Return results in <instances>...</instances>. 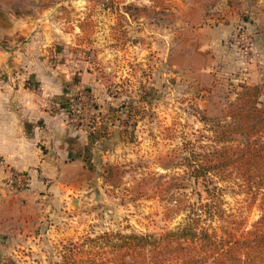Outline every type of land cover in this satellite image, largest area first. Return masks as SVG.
Here are the masks:
<instances>
[{
	"label": "rangeland",
	"instance_id": "obj_1",
	"mask_svg": "<svg viewBox=\"0 0 264 264\" xmlns=\"http://www.w3.org/2000/svg\"><path fill=\"white\" fill-rule=\"evenodd\" d=\"M11 2L13 10L26 15L55 8L52 16L57 27L71 33L75 44L71 57L88 61L84 64L87 73H95L100 80L108 78L110 84L104 83L109 90L126 98L122 108L128 115L126 124H132L138 111L134 100H128L135 96L149 105H145L146 111L169 112V128L163 124L161 131L170 139L158 154L148 152L146 157L134 158V193L129 188H107L93 200L87 196L81 208L71 205L43 220L32 221L27 234L10 231L0 240V264H15L14 260L17 264L55 263L62 258L64 244L72 242L85 256L90 251L85 237L103 230L160 235L181 224L189 203L208 201L203 185L187 180L191 170L186 166V157H193L214 144L209 124L201 117L220 116L225 103L235 99L234 89L240 83L264 87V63L262 67L251 63L254 67L248 68L237 59L247 56L244 44L247 41L242 42V31H264V0H95L88 5L70 0ZM179 2H185L192 14L180 15ZM126 5H132L129 11ZM224 23L229 31H206L202 39L210 35L215 42L202 47L201 24L220 28ZM77 27H82V32H75ZM234 30L241 33L235 36ZM152 31L161 34L163 31L164 36L154 35ZM183 35L187 38V62L186 67L180 68L172 61V50L183 43ZM237 38L240 40L235 43ZM166 43L170 47L168 53ZM179 55L177 52L176 57ZM77 79L85 80L83 75H77ZM156 97L159 101L153 102ZM81 98L82 104L78 100ZM87 100L83 93L75 99L70 118L77 104L82 107L81 113L88 108ZM261 100L264 102V93ZM261 140L264 142V135ZM217 183L221 187L225 218H215L213 226L218 231L220 224L231 229L230 221L236 217L246 219L250 228L260 211L242 187L243 181L232 175ZM170 184L174 187L167 194L165 190ZM170 196L174 199L166 203ZM167 206L179 212L166 218ZM234 238L239 239V234H234Z\"/></svg>",
	"mask_w": 264,
	"mask_h": 264
},
{
	"label": "crops",
	"instance_id": "obj_2",
	"mask_svg": "<svg viewBox=\"0 0 264 264\" xmlns=\"http://www.w3.org/2000/svg\"><path fill=\"white\" fill-rule=\"evenodd\" d=\"M91 1L95 0H70L84 5ZM11 6V0H0L1 241L10 231L29 233L32 221L71 205L81 208L87 196L93 200L107 188L134 193V158L158 154L170 139L161 131L163 124L169 128V112L146 111L149 105L135 96L128 100H134L138 111L132 124H126V98L112 93L95 73H87L88 61L71 57L75 44L71 33L57 27L55 8L26 15ZM179 14H192L185 2H179ZM201 25L202 47L215 42L210 35L202 39L206 31H229L225 23L220 28ZM80 28L75 32H82ZM151 33L164 36L163 31ZM183 39L172 50V61L180 68L187 62V38ZM242 39L247 41V56L238 61L248 68L254 67L251 63L262 67L264 31H242ZM169 50L166 43L165 52ZM77 75L85 80H76ZM82 93L88 97V108L77 124L70 118V107ZM13 172L26 175V187L13 186Z\"/></svg>",
	"mask_w": 264,
	"mask_h": 264
},
{
	"label": "trees",
	"instance_id": "obj_3",
	"mask_svg": "<svg viewBox=\"0 0 264 264\" xmlns=\"http://www.w3.org/2000/svg\"><path fill=\"white\" fill-rule=\"evenodd\" d=\"M130 6H125L126 11ZM102 80L110 84L108 78ZM263 93L264 87L260 84L240 83L234 89L235 99L225 103L220 116L201 117L209 124L215 140L210 149L194 158L186 157V166L191 170L187 180L202 184L208 201L189 203L184 208L185 217L180 225L160 235L121 230L91 231L95 236L85 237L90 248L85 256L72 242L64 244L61 260L51 264H264ZM102 134L105 137L107 133ZM232 175L243 181L242 187L257 204L260 216L250 228L246 226V219L235 217L230 221L231 229L220 224L218 231L212 221L215 218L223 220L225 215L217 181ZM210 184L215 185L209 187ZM173 187L170 184L165 192L168 194ZM168 198L166 203L174 199ZM164 200L162 197L161 201ZM176 211L179 212L167 206L165 217ZM234 234H239L240 238L235 239ZM13 262L17 264L16 260Z\"/></svg>",
	"mask_w": 264,
	"mask_h": 264
},
{
	"label": "built area",
	"instance_id": "obj_4",
	"mask_svg": "<svg viewBox=\"0 0 264 264\" xmlns=\"http://www.w3.org/2000/svg\"><path fill=\"white\" fill-rule=\"evenodd\" d=\"M80 102V104H82L83 103V98H81V99H78ZM80 104H77V106H76V108H74L73 109V114H72V121H74L75 123H80L82 120H81V116H84V112L83 113H81L82 112V107H81V105ZM87 106H88V103H87ZM83 120H84V118H83ZM85 121H86V125L88 124V120H87V118L85 119ZM12 183H13V186L15 187V188H24V187H26V180H27V178H26V175L24 174V173H21V172H13L12 173Z\"/></svg>",
	"mask_w": 264,
	"mask_h": 264
},
{
	"label": "water",
	"instance_id": "obj_5",
	"mask_svg": "<svg viewBox=\"0 0 264 264\" xmlns=\"http://www.w3.org/2000/svg\"><path fill=\"white\" fill-rule=\"evenodd\" d=\"M117 130H119V129L117 128Z\"/></svg>",
	"mask_w": 264,
	"mask_h": 264
}]
</instances>
